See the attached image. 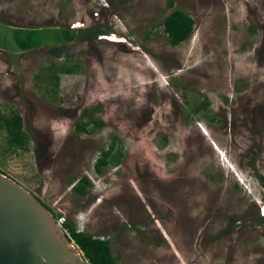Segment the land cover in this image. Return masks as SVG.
Listing matches in <instances>:
<instances>
[{
    "label": "rangeland",
    "instance_id": "374dc122",
    "mask_svg": "<svg viewBox=\"0 0 264 264\" xmlns=\"http://www.w3.org/2000/svg\"><path fill=\"white\" fill-rule=\"evenodd\" d=\"M176 9L194 29L173 46ZM20 28L37 30L29 48ZM13 111L28 141L0 126V171L118 264H264V0H0V116ZM112 143L121 158L99 173Z\"/></svg>",
    "mask_w": 264,
    "mask_h": 264
},
{
    "label": "water",
    "instance_id": "95a60500",
    "mask_svg": "<svg viewBox=\"0 0 264 264\" xmlns=\"http://www.w3.org/2000/svg\"><path fill=\"white\" fill-rule=\"evenodd\" d=\"M0 264H88L54 212L2 171Z\"/></svg>",
    "mask_w": 264,
    "mask_h": 264
},
{
    "label": "trees",
    "instance_id": "16d2710c",
    "mask_svg": "<svg viewBox=\"0 0 264 264\" xmlns=\"http://www.w3.org/2000/svg\"><path fill=\"white\" fill-rule=\"evenodd\" d=\"M172 4V2H170ZM162 25L166 34L169 36V42L171 45L176 46L186 40L194 29V20L186 12L176 9L169 13L163 20ZM37 30H29L26 28L16 29L14 31L15 36L19 35V45L21 48L26 49L30 47V43L27 39L29 35H33ZM22 32L25 33V38ZM108 32L107 28H89L87 30H78L77 37L84 39H92L97 35H104ZM62 35L65 40L72 38V34L69 30H62ZM207 102H201L197 104L193 110L199 112L203 105ZM96 126L102 124L101 121H94ZM87 122L77 124L78 130H88L86 126ZM0 126L4 127L7 131V141L10 145H15L20 148H24L25 142L28 141L27 133L23 129V120L21 114L18 111H13L9 116H0ZM115 150V143H112L107 151L102 153V156L95 163V170L99 173L103 171V167L110 164H116L121 158V152L117 151L116 154L111 157L112 152ZM91 187V181L88 177L84 176L74 181L72 189L77 195H85ZM49 208V207H48ZM57 216V214H54ZM64 227L67 229L69 235L74 240V243L84 253L85 257L89 260L90 264H118V259L113 255L111 245L108 239L99 235L90 233L88 231L79 230L70 219H66Z\"/></svg>",
    "mask_w": 264,
    "mask_h": 264
},
{
    "label": "built area",
    "instance_id": "2783aa9c",
    "mask_svg": "<svg viewBox=\"0 0 264 264\" xmlns=\"http://www.w3.org/2000/svg\"><path fill=\"white\" fill-rule=\"evenodd\" d=\"M55 211V210H53ZM57 214L56 216V221L58 223V225L65 231L68 233L67 229L64 227V223L66 221V218H65V215L63 213H58V212H55ZM69 234V233H68ZM88 264H90L89 260L86 258Z\"/></svg>",
    "mask_w": 264,
    "mask_h": 264
},
{
    "label": "bare ground",
    "instance_id": "6f19581e",
    "mask_svg": "<svg viewBox=\"0 0 264 264\" xmlns=\"http://www.w3.org/2000/svg\"><path fill=\"white\" fill-rule=\"evenodd\" d=\"M76 27H81V24H77ZM107 37V36H106ZM108 38V37H107Z\"/></svg>",
    "mask_w": 264,
    "mask_h": 264
},
{
    "label": "crops",
    "instance_id": "0c3cea01",
    "mask_svg": "<svg viewBox=\"0 0 264 264\" xmlns=\"http://www.w3.org/2000/svg\"><path fill=\"white\" fill-rule=\"evenodd\" d=\"M105 36L108 35V34H104Z\"/></svg>",
    "mask_w": 264,
    "mask_h": 264
}]
</instances>
